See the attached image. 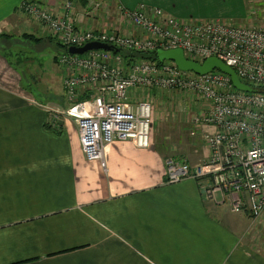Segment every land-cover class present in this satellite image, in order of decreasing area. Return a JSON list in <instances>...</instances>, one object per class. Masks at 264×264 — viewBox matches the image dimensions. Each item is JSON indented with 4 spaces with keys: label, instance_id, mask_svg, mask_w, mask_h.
Segmentation results:
<instances>
[{
    "label": "crops",
    "instance_id": "obj_1",
    "mask_svg": "<svg viewBox=\"0 0 264 264\" xmlns=\"http://www.w3.org/2000/svg\"><path fill=\"white\" fill-rule=\"evenodd\" d=\"M24 1L0 0V45L9 42L1 35L55 41L20 16ZM35 1L55 11L61 5V0ZM94 3L99 10L90 18L85 11ZM118 7L157 8L180 22L243 24L247 3L77 0L76 23L84 30L139 36ZM4 54L0 51V264H264V240L226 219L231 211L218 195L216 201L207 199L191 178L166 182V160L185 162L192 173L207 159L200 135L212 134L211 128L197 126L190 137L182 131L173 144L151 133L145 150L115 141L102 169L84 158L75 124L64 116L56 121L54 112L63 108L59 98L45 100L40 92L38 99ZM141 92L132 89L129 97L148 98ZM245 216L253 229L264 228V213L259 219Z\"/></svg>",
    "mask_w": 264,
    "mask_h": 264
},
{
    "label": "built area",
    "instance_id": "obj_2",
    "mask_svg": "<svg viewBox=\"0 0 264 264\" xmlns=\"http://www.w3.org/2000/svg\"><path fill=\"white\" fill-rule=\"evenodd\" d=\"M245 1L243 24L180 22L157 8L118 7L121 19L139 36L80 28L75 17L77 0H61L58 11L47 3L25 0L18 12L33 25L48 29L66 50L56 59L70 76L63 83L70 102L63 116L75 124L86 161L105 169V151L115 141L129 142L138 150L149 148L150 104L132 101V89L186 92L207 105L204 115L193 119V130L197 126L213 130L200 135L209 155L192 173L185 162L166 160L167 184L191 178L207 199L216 201L219 195L220 203L227 202L232 213L247 212L257 219L264 213V0ZM98 8L97 3L91 4L86 16L92 18ZM90 44L105 45L117 53H68L69 48ZM173 49L198 64L218 59L255 92L237 90L218 70L196 75L180 71L173 62L154 59L158 50Z\"/></svg>",
    "mask_w": 264,
    "mask_h": 264
},
{
    "label": "rangeland",
    "instance_id": "obj_3",
    "mask_svg": "<svg viewBox=\"0 0 264 264\" xmlns=\"http://www.w3.org/2000/svg\"><path fill=\"white\" fill-rule=\"evenodd\" d=\"M243 14V18L240 19L241 22L246 19L247 9H244ZM46 31L49 38L52 39L51 32L48 29ZM38 39L41 40L40 43L20 40V42H16L12 46L9 43L7 47L0 45V51L9 56L8 58L11 61L9 65L15 71L21 73L22 84L28 90L35 88L33 92L38 99H42L38 97L40 92L46 93L45 100L59 98L58 105L63 108L57 114L54 113V116L59 117L56 121H59L70 104L69 101L63 98L64 94H62L63 83L70 76L67 75L63 67L56 63V59L63 55L66 50L59 46L56 41L45 42L42 38ZM147 93L148 98L143 96L141 101L150 104L152 137L154 135V138L161 141L165 138L164 141L166 142L164 143L166 144L177 142L180 138L176 135L182 131H185L186 136L190 137L189 135L194 132L192 129L194 127L193 119L201 117L206 112L207 105L203 101H197L193 95L186 92L165 91L158 88ZM156 98L158 99L156 100ZM183 140H185L184 137ZM217 199H220L219 195ZM224 207V210L228 211L229 205L227 202ZM226 217V219L231 221L239 222L240 227L243 230H249L250 234L256 235L255 238L261 241L264 240V228L255 230L250 227V222L252 221L246 218L245 212L238 214L228 212ZM236 229H239V226Z\"/></svg>",
    "mask_w": 264,
    "mask_h": 264
},
{
    "label": "water",
    "instance_id": "obj_4",
    "mask_svg": "<svg viewBox=\"0 0 264 264\" xmlns=\"http://www.w3.org/2000/svg\"><path fill=\"white\" fill-rule=\"evenodd\" d=\"M89 50H110V47L100 44H90L81 49L69 48L68 53L71 55H82ZM156 59L159 63H163L165 61L173 62L175 66L182 72H191L196 75H205L214 70H218L219 72L227 75L230 78L231 84L237 90L244 92H255V90L250 87L241 84L238 81L236 73L226 65H224L221 61L216 58L206 59L202 64H198L192 61H188L185 59L183 52L180 49L173 50H158L156 52Z\"/></svg>",
    "mask_w": 264,
    "mask_h": 264
},
{
    "label": "trees",
    "instance_id": "obj_5",
    "mask_svg": "<svg viewBox=\"0 0 264 264\" xmlns=\"http://www.w3.org/2000/svg\"><path fill=\"white\" fill-rule=\"evenodd\" d=\"M1 37L2 38H5V41H9V42H7V43H10L11 44V46L14 44V43H16V42H20V40H27V41H31V42H34V43H40L41 42V40L40 39H38V38H36L35 36H33V35H28V34H22L21 36H20V38H14L13 39V41H11L12 40V36H7V35H1ZM9 44V45H10ZM7 46V45H6ZM5 46V47H6ZM110 50H112L114 53H117V51L116 50H114L113 48H110ZM5 59H7V61H9V63H11V61H10V59L8 58L9 56L7 55V54H4V55H2ZM125 58H128V56L127 55H125L124 56ZM155 60H156V57L154 58ZM157 61V60H156Z\"/></svg>",
    "mask_w": 264,
    "mask_h": 264
}]
</instances>
